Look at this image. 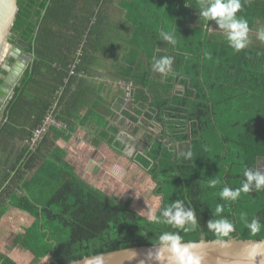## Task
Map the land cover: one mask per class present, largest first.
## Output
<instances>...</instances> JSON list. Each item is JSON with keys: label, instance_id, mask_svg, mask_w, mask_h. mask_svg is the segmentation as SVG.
Listing matches in <instances>:
<instances>
[{"label": "trees", "instance_id": "16d2710c", "mask_svg": "<svg viewBox=\"0 0 264 264\" xmlns=\"http://www.w3.org/2000/svg\"><path fill=\"white\" fill-rule=\"evenodd\" d=\"M17 5L8 42L25 53H34L36 58L48 56L56 35L49 25H63L69 20L72 14L65 9L75 5V0H17ZM242 5L237 15L248 20L250 32L264 27V0H242ZM196 6L197 0H133L130 4L126 17L134 28L138 51L151 60L163 55L173 57L172 72L157 86H153L144 67L129 77L146 91L136 97L139 108L146 110L145 118L161 128L136 162L146 170L154 184L153 194L160 198L156 215L177 199L196 210L198 227L180 233L184 242L219 239L207 228L209 219L219 218L212 215L218 203L224 204L221 216L235 226L227 240H262L264 191L242 193L234 202L222 200L219 193L224 186L240 187L245 179L243 171L254 169L257 158H264V48L248 45L235 52L215 22H210L213 29L200 28ZM161 30L175 31L174 46L161 41ZM75 53L73 49L72 59L60 62L62 81L65 75L76 78L69 75ZM12 63L10 60L9 65ZM50 67L34 60L24 72L14 89L8 118L15 120V110L26 100L28 70ZM178 85L183 87L182 92L175 91ZM58 87L50 90V96ZM30 102L31 120L36 121L27 124L33 131L45 119L50 102ZM8 130L5 123L0 134H9ZM42 150L38 144L34 150L26 146L22 168L33 169L44 158ZM187 151L192 152L190 159L185 156ZM2 167L6 163L0 160ZM9 179L27 195L5 203L2 193L6 190H2L0 219L10 206L34 217L18 240V246L32 254L34 263L49 256L48 264H68L92 255L157 245L162 232L176 231L141 216L131 208L132 198L119 200L91 186L61 159L47 160L29 180L24 174L10 178L0 170V190ZM211 179L219 181L215 188L208 186ZM253 218L261 223L255 234L247 227ZM0 264L17 263L0 252Z\"/></svg>", "mask_w": 264, "mask_h": 264}, {"label": "crops", "instance_id": "0c3cea01", "mask_svg": "<svg viewBox=\"0 0 264 264\" xmlns=\"http://www.w3.org/2000/svg\"><path fill=\"white\" fill-rule=\"evenodd\" d=\"M96 1L75 0V5L65 9L72 14L69 20L63 25H49L56 33V46L50 43L48 56L36 58L34 53H25L18 46L11 45L19 49L20 56L25 58V68L11 90L10 98L5 103L3 101L0 107V127L8 123L9 128V134H0V160L6 163V167L0 170L9 174L10 178L14 174H24L25 179L29 180L47 160L61 159L71 165L82 180L107 196L122 200L118 194L124 193L132 185L136 189L140 178H149L150 181L149 175L136 162V157L145 155L161 131L156 123L145 118L146 110H141L136 101V97L146 94V91L140 85L133 84L129 77L144 67L149 72L153 86H157L168 75L155 72L152 68L154 60L146 59V53L135 47V31L126 17L133 0H98L97 5ZM249 37V46L264 48V42L257 39V31L250 32ZM73 49H76V53L81 50L80 68L74 74L76 78L68 79V75H65L62 81L60 62L67 57L72 59ZM10 60H13L11 65ZM34 60L36 64L51 67L39 71L28 70L24 94L26 100H23L24 104L19 110H15L16 119L11 120L8 118V107L14 89ZM16 61L14 52H10L3 63L13 66ZM1 71L5 70L0 68L2 79L7 72L3 75ZM128 83L133 85V104L125 102V87ZM54 87L58 88L50 96V90ZM59 91L62 96L57 97ZM175 91L182 92L183 87L178 85ZM39 100L50 102V109L45 115L51 113L52 123L38 143L43 149L44 158L35 169L27 171L22 168L26 140L32 132L27 123L29 120L30 124L36 121L31 120L32 111L28 106L30 101ZM130 176L135 177L136 182L131 183ZM4 189L6 192L2 194L5 203L13 201L12 197L22 199L27 195L18 183L10 179L1 186L0 192ZM33 222V216L10 206L0 219V241L15 233L11 248L15 251L19 248L23 253L32 255L18 246V240ZM0 252L8 254L1 248ZM7 256L21 264L15 260L17 254Z\"/></svg>", "mask_w": 264, "mask_h": 264}, {"label": "clouds", "instance_id": "9594fccd", "mask_svg": "<svg viewBox=\"0 0 264 264\" xmlns=\"http://www.w3.org/2000/svg\"><path fill=\"white\" fill-rule=\"evenodd\" d=\"M247 2V0H245ZM186 6H189L186 3ZM242 0H197L198 17L200 28L207 31L210 22L218 25V31L222 32L228 46L235 52H240L250 44V27L248 20L243 16L237 15L242 10ZM212 28V27H211ZM213 29V28H212ZM160 39L165 45L176 44L175 31H160ZM257 39L264 42V27L257 30ZM152 68L155 72L167 76L172 72L173 57L163 55L160 58H153ZM186 158L192 157V152L185 153ZM245 179L238 188L224 186L219 196L224 201H236L242 193L252 191H264V170L258 165L253 168H246L243 171ZM219 183L217 179H211L208 186L215 188ZM224 212V204L218 203L215 206L212 215L219 217L209 219L207 228L212 231L218 238L219 242L224 245L230 233L234 231V224L231 220L221 216ZM150 220L157 224H166L176 231H164L158 237V243L154 251L150 252L149 257L161 261L165 253L173 261V264H201V257L194 254L189 244L183 241L181 232L189 233L198 227L196 210L193 207L186 206L184 200L177 199L169 206L160 210L159 215L150 216ZM251 233L255 234L260 231L261 223L258 218H253L247 224Z\"/></svg>", "mask_w": 264, "mask_h": 264}, {"label": "water", "instance_id": "95a60500", "mask_svg": "<svg viewBox=\"0 0 264 264\" xmlns=\"http://www.w3.org/2000/svg\"><path fill=\"white\" fill-rule=\"evenodd\" d=\"M17 0H0V68L7 72L0 85V107L10 98L11 90L25 68V58L20 56V50L12 48L8 42L10 30L18 13ZM14 52L17 61L13 66L4 64L8 53ZM264 170V158L258 157L256 166ZM191 251L201 257V264H264V239L242 240L230 238L222 245L219 239L197 242H185ZM155 245L139 246L112 251L103 254L84 257L68 264H173L165 253L164 259L155 260L149 257Z\"/></svg>", "mask_w": 264, "mask_h": 264}, {"label": "rangeland", "instance_id": "374dc122", "mask_svg": "<svg viewBox=\"0 0 264 264\" xmlns=\"http://www.w3.org/2000/svg\"><path fill=\"white\" fill-rule=\"evenodd\" d=\"M130 182H136L135 177L130 176ZM132 186H130V189H126L124 193H119L118 197L121 199L123 198V201L128 199V197L132 198L134 200L131 205L132 209L147 219H150V216L152 215H156L160 206V198L153 194L154 184L151 179L149 181V178H144V180L140 178L138 186L136 185V189H133ZM18 226L20 225H17V227ZM19 229L20 228H18V230ZM14 235L15 233L9 237L7 236L3 238L0 241V248L2 250L6 251L9 255L17 254L15 260L19 261L21 264H48V256L42 257L37 263H34L32 255L25 254V252L23 253L21 250H19V248H17V251L13 250L11 245H13Z\"/></svg>", "mask_w": 264, "mask_h": 264}, {"label": "built area", "instance_id": "2783aa9c", "mask_svg": "<svg viewBox=\"0 0 264 264\" xmlns=\"http://www.w3.org/2000/svg\"><path fill=\"white\" fill-rule=\"evenodd\" d=\"M80 62H81V50H78L76 55H75L73 63L70 65V75L76 74L77 66L80 64ZM81 74H83V72H81ZM132 91H133V85H132V83H128L125 87V102L127 104H133L134 103ZM60 94H62L61 91L57 92V97L58 96L60 97L61 96ZM51 123H52V117H51V113H49V115L46 116L45 119L43 120L42 124H40L38 127H36L32 131L31 136L26 140V145H27L29 150H34V148L40 142L43 135L48 130Z\"/></svg>", "mask_w": 264, "mask_h": 264}]
</instances>
